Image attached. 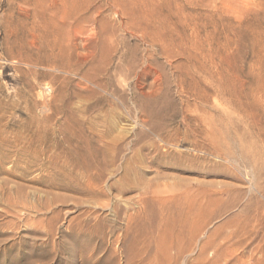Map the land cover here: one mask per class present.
<instances>
[{"label":"rangeland","instance_id":"rangeland-1","mask_svg":"<svg viewBox=\"0 0 264 264\" xmlns=\"http://www.w3.org/2000/svg\"><path fill=\"white\" fill-rule=\"evenodd\" d=\"M167 256L264 264V0H0V264Z\"/></svg>","mask_w":264,"mask_h":264},{"label":"bare ground","instance_id":"bare-ground-1","mask_svg":"<svg viewBox=\"0 0 264 264\" xmlns=\"http://www.w3.org/2000/svg\"><path fill=\"white\" fill-rule=\"evenodd\" d=\"M110 163V162H109ZM129 171V170H128ZM127 180V179H126ZM125 180V181H126ZM189 209V208H188ZM185 214V221H184V223H183V225H186L187 223H188V221H190V220H188V218H194L193 216H195L194 214H193V212H192V210H187V212H185L184 213ZM192 220V219H191ZM194 220V219H193ZM182 223V222H181ZM190 223V222H189ZM194 223V222H193ZM195 224V223H194ZM193 224V225H194ZM188 225V224H187ZM192 225V224H191ZM192 227V226H191ZM201 226H199V225H197L196 224V226H195V228H194V232H193V234L192 235H195V233H196V229L198 230V228H200ZM182 231V230H181ZM181 237V236H180ZM183 237H184V235H183ZM194 237H196V235L194 236ZM166 239V238H165ZM185 239V238H184ZM188 239V238H187ZM209 239V238H208ZM181 240H182V238H181ZM211 239H209V241H210ZM176 241H177V239H176ZM195 241V240H194ZM193 241V237L192 238H190L189 239V246H192V242H194ZM177 243V242H176ZM184 242H182L181 244H183ZM204 243V242H203ZM211 243H212V241H211ZM177 244H179V243H177ZM181 244H179V246L181 245ZM186 245V244H185ZM175 246H176V244H175ZM183 246V245H182ZM207 246H208V243L206 242V243H204V245L201 247V249H200V259H201V257L204 255V253H205V250L207 249ZM181 247V246H180ZM173 248V247H172ZM187 248V247H186ZM189 248V247H188ZM200 248V247H199ZM175 249H176V247H175ZM181 249V248H180ZM185 249V248H184ZM186 250V249H185ZM185 250H184V252H185ZM190 250H188V252H189ZM187 252V251H186ZM138 253V252H137ZM176 253H178V255L179 254H183L182 253V250L180 251L179 249H177V251H176ZM175 254V253H174ZM168 255H169V253H168ZM199 257V256H198ZM180 258V257H179ZM197 258V257H196ZM176 258H171V256H167V260L168 261H173L174 262V260H175ZM200 259H198V260H200ZM177 261V260H176ZM194 261H196V260H194ZM203 261H206V260H202V262ZM198 262V261H197ZM175 264L177 263V262H174ZM195 263V262H194ZM199 263H200V261H199ZM198 263V264H199ZM213 263V262H212Z\"/></svg>","mask_w":264,"mask_h":264}]
</instances>
